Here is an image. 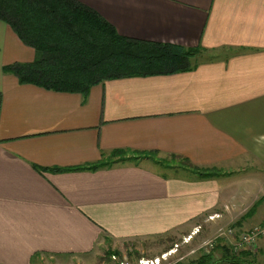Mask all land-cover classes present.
I'll list each match as a JSON object with an SVG mask.
<instances>
[{"label":"crops","instance_id":"0c3cea01","mask_svg":"<svg viewBox=\"0 0 264 264\" xmlns=\"http://www.w3.org/2000/svg\"><path fill=\"white\" fill-rule=\"evenodd\" d=\"M76 1L122 36L201 52L191 71L107 81L85 99L5 73L35 51L0 22V264L90 252L103 233L262 224L264 0ZM100 161L119 162L50 171ZM259 248L264 264V241Z\"/></svg>","mask_w":264,"mask_h":264},{"label":"trees","instance_id":"16d2710c","mask_svg":"<svg viewBox=\"0 0 264 264\" xmlns=\"http://www.w3.org/2000/svg\"><path fill=\"white\" fill-rule=\"evenodd\" d=\"M0 22L8 25L23 44L35 51L29 63L3 68L20 85H33L57 93L80 94L107 81L170 75L194 69L192 58L200 48H185L128 38L102 16L76 0H0ZM114 156L122 154L115 151ZM119 162V161H115ZM113 161H100L75 168H54L52 172L97 170L111 167ZM201 178L208 171L192 167ZM213 255L202 254L191 264H256L249 251L235 253L221 237ZM112 256L119 253L112 252Z\"/></svg>","mask_w":264,"mask_h":264},{"label":"rangeland","instance_id":"374dc122","mask_svg":"<svg viewBox=\"0 0 264 264\" xmlns=\"http://www.w3.org/2000/svg\"><path fill=\"white\" fill-rule=\"evenodd\" d=\"M166 169V168H165ZM156 170L164 171L161 166ZM179 177L192 176L184 170L171 173ZM164 174H168L164 173ZM218 215L210 217L214 220ZM198 224L197 227H191ZM212 223L206 222H181L176 223L172 229L163 233H150L144 237L134 236L130 239H111L103 233L99 239L100 244L96 245L90 252H70L63 254H39L33 257L32 264H191L202 254H214L212 260H219V250H216L221 239V233H226L229 228L238 230L235 226L226 230H213ZM189 228V230H186ZM239 231V230H238ZM241 229L237 234L229 236L227 242L235 243ZM213 245V246H212ZM260 249V248H259ZM117 252L119 256H112L110 253ZM213 253V254H212ZM262 255L261 257H263ZM259 263L261 258L257 257ZM142 261V262H141Z\"/></svg>","mask_w":264,"mask_h":264},{"label":"built area","instance_id":"2783aa9c","mask_svg":"<svg viewBox=\"0 0 264 264\" xmlns=\"http://www.w3.org/2000/svg\"><path fill=\"white\" fill-rule=\"evenodd\" d=\"M238 232L239 231L234 228H229L226 233H221V237H224L226 245H228L233 252L242 253L244 251H249L250 253L256 255L260 241H264V222L260 225L243 230L237 241L232 243V245L227 242L229 236H233Z\"/></svg>","mask_w":264,"mask_h":264}]
</instances>
